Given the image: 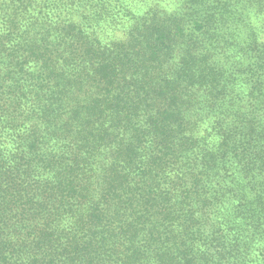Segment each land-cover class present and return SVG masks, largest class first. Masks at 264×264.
Wrapping results in <instances>:
<instances>
[{
	"label": "trees",
	"instance_id": "1",
	"mask_svg": "<svg viewBox=\"0 0 264 264\" xmlns=\"http://www.w3.org/2000/svg\"><path fill=\"white\" fill-rule=\"evenodd\" d=\"M0 264H264V0H0Z\"/></svg>",
	"mask_w": 264,
	"mask_h": 264
},
{
	"label": "rangeland",
	"instance_id": "2",
	"mask_svg": "<svg viewBox=\"0 0 264 264\" xmlns=\"http://www.w3.org/2000/svg\"><path fill=\"white\" fill-rule=\"evenodd\" d=\"M174 0H159V3L162 5H170Z\"/></svg>",
	"mask_w": 264,
	"mask_h": 264
}]
</instances>
